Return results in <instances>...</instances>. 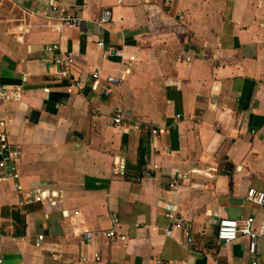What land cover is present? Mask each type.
<instances>
[{
    "label": "crops",
    "instance_id": "1",
    "mask_svg": "<svg viewBox=\"0 0 264 264\" xmlns=\"http://www.w3.org/2000/svg\"><path fill=\"white\" fill-rule=\"evenodd\" d=\"M51 5L80 25L52 29ZM0 93L2 264H264V235L254 254L215 238L221 217L264 216L245 198L264 193V0H0Z\"/></svg>",
    "mask_w": 264,
    "mask_h": 264
},
{
    "label": "built area",
    "instance_id": "2",
    "mask_svg": "<svg viewBox=\"0 0 264 264\" xmlns=\"http://www.w3.org/2000/svg\"><path fill=\"white\" fill-rule=\"evenodd\" d=\"M50 10L55 13L52 18V23L50 22L48 25L54 29V30H60L61 28L68 27V28H76L81 23V18L75 14L70 13L66 11L65 9L61 7H57L55 5L50 6ZM111 14L108 9H103L100 12L99 18L97 20V24L101 25L107 21L110 20ZM46 18H50V16L46 15ZM97 46H102V41L99 39L96 42ZM112 54L116 56L121 57L120 50L113 49ZM54 62L56 64H71L73 62L71 56L68 54L62 55L58 58L54 59ZM127 72V69L123 70V74ZM64 74V73H63ZM123 74L114 77V76H105L104 81L106 83L105 86H102L99 88V91L103 95H108L110 92L111 86H114L123 78ZM92 81L91 85L93 89H96L98 86V77L96 72H93L92 74ZM75 85L79 87V83L75 82ZM0 97H3V93H0ZM15 97L17 98L18 95L15 94ZM112 124L114 126H121V127H127L125 126L120 114L118 112H115L112 116ZM2 126V122L0 121V127ZM132 129L137 128L136 125L130 126ZM124 128V129H125ZM126 130V129H125ZM152 133H155V130H151ZM12 157L13 154L9 151L5 136L0 130V177L6 176V177H15L16 173L14 171L13 165H12ZM115 166V173L122 174V163L119 162V160L114 162ZM150 175L149 170L147 169H141L137 176L134 177V180H139L142 177H147ZM168 186L170 188H174L176 186L175 180H172L168 183ZM18 187V186H17ZM56 194H51L48 196L55 197ZM45 194H43L42 191L34 190L32 194H29L25 198H21L17 205L21 206L25 203V201L33 200V201H40L44 199ZM49 198V200H50ZM245 198L247 201L255 204H261L264 201V193L262 191H257L252 188L248 189L245 194ZM52 201V200H51ZM52 202H55L54 200ZM169 206H166L168 208ZM110 221L112 225H115L117 223V218L114 214H111ZM166 233H169V231H166ZM94 234H99L105 238L113 239L115 237V231L111 227L107 230H101L97 232H90V231H84L83 232V238L84 239H90ZM188 233L185 231L186 240L190 241L191 238L187 236ZM264 235V216L260 217L257 222H255L254 216H238V217H221L217 221V226L215 230V238L216 240H222V242H230L234 239H236L239 236H243L247 239V252L249 254H254L255 247H256V240L258 236ZM42 235H38L37 239H41ZM120 239H123V236H119ZM84 259L83 257L81 258ZM159 263V260L156 261ZM0 264H2V258L0 256ZM251 264H256L254 261L251 262Z\"/></svg>",
    "mask_w": 264,
    "mask_h": 264
},
{
    "label": "water",
    "instance_id": "3",
    "mask_svg": "<svg viewBox=\"0 0 264 264\" xmlns=\"http://www.w3.org/2000/svg\"><path fill=\"white\" fill-rule=\"evenodd\" d=\"M36 115H37L36 112H32L31 115H30V120L31 121H35ZM230 217H234V216L230 215ZM219 242H222V240H219Z\"/></svg>",
    "mask_w": 264,
    "mask_h": 264
}]
</instances>
